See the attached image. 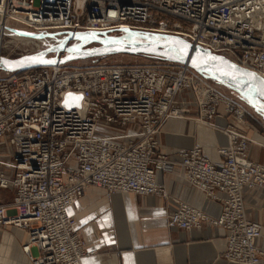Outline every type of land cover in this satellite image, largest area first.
Returning <instances> with one entry per match:
<instances>
[{
    "label": "built area",
    "instance_id": "2783aa9c",
    "mask_svg": "<svg viewBox=\"0 0 264 264\" xmlns=\"http://www.w3.org/2000/svg\"><path fill=\"white\" fill-rule=\"evenodd\" d=\"M0 27L177 35L264 79V0H0ZM11 38L38 46L9 45L0 57L43 48L39 40ZM77 61L0 70V166L12 171H0V189L14 190L12 202L0 205V225L23 233L21 251L28 260L83 264L95 252L85 250L69 209L87 188L173 198L156 175L178 168V177L219 209L210 215L173 198L177 208L167 215V228H221L224 260L264 264L256 244L262 227L246 218L242 197L246 189L264 188V165L249 159L243 122L258 117L264 130V118L187 64ZM68 94L81 97L79 107L64 105ZM193 112L213 124L230 118L222 127L213 125L227 140L216 150L217 161L198 145L178 151L177 160L160 149L156 137L164 123ZM5 145L12 148L9 156L1 152Z\"/></svg>",
    "mask_w": 264,
    "mask_h": 264
},
{
    "label": "crops",
    "instance_id": "0c3cea01",
    "mask_svg": "<svg viewBox=\"0 0 264 264\" xmlns=\"http://www.w3.org/2000/svg\"><path fill=\"white\" fill-rule=\"evenodd\" d=\"M218 112L223 113V108L219 107ZM188 121V118L169 119L164 123L156 137L161 151L169 160H177L178 151L198 145L209 160L217 161L216 150L227 145L226 137L199 126L195 128ZM229 121L228 117L217 119L222 126ZM242 129L251 140L249 159L264 165V134L252 125L242 126ZM5 146L1 152L9 156L12 148ZM0 171L12 172L4 166H0ZM174 172H178V168ZM156 180L166 185L173 198L200 207L210 215L217 214L218 205L203 201L202 194L182 178L157 174ZM0 192V205H9L14 190L0 189ZM8 193H12V198L4 202ZM242 195L246 218L262 227V236L256 244L264 250V188L246 189ZM173 198L87 188L84 197L69 209L85 242V250L95 252L94 256L84 259L83 264H236L223 258L225 230L167 228L166 217L177 208ZM21 235L19 229L0 225V259L4 264H31L17 241Z\"/></svg>",
    "mask_w": 264,
    "mask_h": 264
},
{
    "label": "water",
    "instance_id": "95a60500",
    "mask_svg": "<svg viewBox=\"0 0 264 264\" xmlns=\"http://www.w3.org/2000/svg\"><path fill=\"white\" fill-rule=\"evenodd\" d=\"M129 35L118 37L107 32L81 31L58 33H32L12 28L0 27L4 35L20 39H34L47 44L48 52L55 54L48 61L39 59L33 54L17 58L0 57V70L6 72H20L41 65L67 63L85 60L93 57H104L115 54L143 55L150 58L161 59L171 63L187 64L195 71L203 74L210 80L232 89L243 97L251 108L264 115V79L256 73L233 63L223 56H219L194 46L189 41L177 35H152L144 36L133 30H118ZM53 41L56 43L54 44ZM81 42L92 47L73 50L69 43ZM42 54H45L42 53ZM59 54H64L58 59ZM80 96L68 94L65 96L64 105L68 108L79 107ZM261 102V107L255 102Z\"/></svg>",
    "mask_w": 264,
    "mask_h": 264
},
{
    "label": "rangeland",
    "instance_id": "374dc122",
    "mask_svg": "<svg viewBox=\"0 0 264 264\" xmlns=\"http://www.w3.org/2000/svg\"><path fill=\"white\" fill-rule=\"evenodd\" d=\"M159 20H166V18L161 16V17H159ZM171 21H175V20L174 19H171ZM109 35L118 36V37H122V36L126 37V36H128L129 39H132L131 36L126 35L124 33H121L119 31H116L114 33L112 32L111 34L109 33ZM119 35H121V36H119ZM152 35H155V34H152ZM152 35H149V36L152 37ZM9 40H10V38H8V37H7V39H5V41H9ZM54 42L55 41H53V43ZM41 46L43 48H48L46 43H43V45H41ZM88 46H94V45L93 44H88L84 48H87ZM114 56H116V57H113L112 55H110V56H104V57H107V58L113 57V59H110L109 58V61H120L122 63H132V64H134V63H136V64H154V63H157V62H164L161 59L150 58V57L143 56V55L115 54ZM93 58H95V57H93ZM76 63H80V62L76 61L74 63H69V64L76 65ZM211 82H213L215 84H218V83H216L213 80H211ZM219 85H221V84H219ZM221 87H222L223 91L225 93H227L228 95L233 96V97H237V98L241 99L245 104H247L246 103L247 101L243 97H241L239 94H237L235 91H233L232 89H229L227 87H224L223 85H221ZM253 111L255 112V110H253ZM255 113L256 114H262V113L257 112V111ZM259 116L261 117V115H259ZM185 118L186 119L188 118L190 120L188 122H190L192 125H194L195 128L199 126V127L208 129L210 131H215V132L221 133L218 130L214 129V126L213 125L215 124L218 127H222V125H219L217 121H215L214 124H213L211 120L202 119V118H200V115L198 113H196V112H193V114L187 115L183 119H185ZM243 123H244V126H246V125H252V126H254L257 130L261 131V133L264 134V130L262 129L263 122L260 120V118L254 117V119H252V118H248L247 117V118H245V120H244ZM219 130H220V128H219ZM106 131H111V129L106 128ZM168 175L179 176L178 175V172H174V171L172 173H169ZM11 198H12V193H8L7 196L5 198H3V199H4V202H9L11 200ZM203 201H205L204 198H203ZM22 236L23 235H21V238L20 239H17V241H18V243H19L20 246H21V242H22ZM0 261H1L0 264H4V261L2 259H0Z\"/></svg>",
    "mask_w": 264,
    "mask_h": 264
},
{
    "label": "bare ground",
    "instance_id": "6f19581e",
    "mask_svg": "<svg viewBox=\"0 0 264 264\" xmlns=\"http://www.w3.org/2000/svg\"><path fill=\"white\" fill-rule=\"evenodd\" d=\"M123 30V29H122ZM119 36H121V35H119ZM6 37H8V38H10V40L9 41H5V39H6ZM12 36H9V35H4L3 33H0V52L3 50V49H5V48H8L9 47V45H11L12 47H21V48H26V47H31L32 49H34L35 47L34 46H38L37 45V42H35L34 44H26V43H24V42H17V41H13V39L11 38ZM128 38V37H127ZM77 43L76 42H74V43H69V44H67V46H71V49H73V50H78V49H80L82 46V48H84V47H86V46H84L85 44L84 43H80L77 47H75V45H76ZM33 45V46H32ZM88 47H92V46H88ZM48 48H41V49H38V50H35V51H33V52H30V53H28L26 56H28V55H33V54H36V55H39L38 57H39V59H41V60H43V61H48V59H50V58H52L53 56H55V54H53V53H49L48 52ZM45 52V54H42V53H44ZM64 56V54H59L58 55V59L59 58H61V57H63ZM113 57H116V56H114V55H112ZM113 57H109L110 59H113ZM19 58V57H18ZM75 61H72V62H70V63H74ZM82 62H84V61H82ZM246 102V101H245ZM248 105L247 106H249V103L248 102H246ZM256 104V106H258V107H261V105H260V103L261 102H259V101H257V102H255ZM262 104V103H261ZM250 108H251V106H249ZM254 110V109H253ZM256 112V111H255ZM258 115H261V117L262 118H264V116H263V114H258ZM31 263V262H30ZM31 264H33V263H31Z\"/></svg>",
    "mask_w": 264,
    "mask_h": 264
}]
</instances>
